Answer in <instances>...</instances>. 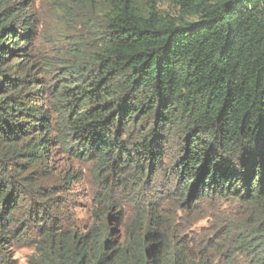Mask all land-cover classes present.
I'll list each match as a JSON object with an SVG mask.
<instances>
[{
    "label": "trees",
    "instance_id": "obj_1",
    "mask_svg": "<svg viewBox=\"0 0 264 264\" xmlns=\"http://www.w3.org/2000/svg\"><path fill=\"white\" fill-rule=\"evenodd\" d=\"M155 1L142 8L138 0H106L100 48L88 56L80 51L81 61L58 75L47 93L51 109H44L34 98L38 80L24 74L23 40L30 43L34 32L28 3L0 0V219L18 231L26 226L22 238L29 226H16L14 216L28 194L37 196L28 218L54 245L34 264H189L175 249L166 257L167 239L153 221L124 261L107 257L101 229L68 236L61 215H53L61 197L33 189L35 178L23 176L29 167L17 165L16 176L7 167L12 160L42 162L54 144L93 162L100 178L136 185L162 170L174 144L178 154L166 173L185 203H264V0H162L179 10V20L162 17ZM241 233V247L264 264V222Z\"/></svg>",
    "mask_w": 264,
    "mask_h": 264
},
{
    "label": "rangeland",
    "instance_id": "obj_2",
    "mask_svg": "<svg viewBox=\"0 0 264 264\" xmlns=\"http://www.w3.org/2000/svg\"><path fill=\"white\" fill-rule=\"evenodd\" d=\"M3 1L13 5L28 3L25 13L33 17L34 32L30 43L23 40L29 60L24 74L36 77L38 87L35 91L40 92L34 98L44 109H51L47 93L55 86L58 75L81 61L80 51L88 56L100 48V38L106 28L107 2ZM149 1L138 0V3L146 8ZM152 4L164 18H182L179 10L168 2L156 0ZM183 20L192 21L193 18ZM21 59L18 57L12 64ZM51 121L50 137H56L57 116L52 115ZM30 138L32 136L27 141ZM7 151L3 150V154ZM177 154V146L173 144L168 148L162 170L148 179L137 180L139 185L123 177L100 178L93 162L75 157L59 144L50 148L42 162L28 165L26 161L12 160L7 167L15 176L17 165H25L23 171L29 167L23 176L31 174L35 178L33 189H48L61 197L63 206L56 212L53 210V215L56 218L61 215L68 236L80 238L93 229H101L105 234L107 257L122 256L121 261L127 260L123 253H133L137 247L134 242L145 236L153 221L152 228L162 231L167 239L166 257H171L175 249L189 264H255L239 242L244 228L250 230L252 225L264 222V203L249 204L234 197H210L197 205L185 203L182 197L174 195L170 176L166 173L173 169ZM38 203L37 196L28 194L21 211L14 216L16 226L20 223L29 226L22 238L18 236L26 226L18 231L17 227L0 219L1 264H34L45 252L53 253V239L44 236L40 223L30 222L28 218ZM157 221L158 226L155 225Z\"/></svg>",
    "mask_w": 264,
    "mask_h": 264
}]
</instances>
